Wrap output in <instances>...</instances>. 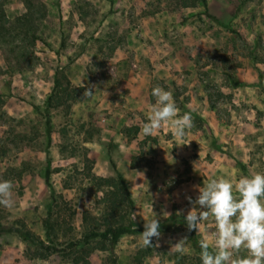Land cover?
Masks as SVG:
<instances>
[{
  "label": "rangeland",
  "instance_id": "1",
  "mask_svg": "<svg viewBox=\"0 0 264 264\" xmlns=\"http://www.w3.org/2000/svg\"><path fill=\"white\" fill-rule=\"evenodd\" d=\"M204 1L5 0L0 180L13 187L11 206L0 205V221L23 222L43 245L1 234L0 264H72L82 245L68 241L87 236L104 204L103 190L111 189L97 188L86 174L113 177L119 170L133 201L132 208L123 206L124 219L144 228L155 213L161 234L152 238L153 247L143 246L141 233L123 235L112 251L90 238L81 259L202 264L186 221L167 228L169 217L185 220L192 208L205 211L195 200L210 179L235 184L264 172V0ZM22 13L34 17L33 41L12 25ZM56 69L75 94L68 111L64 105L50 110L47 145L41 110ZM157 85L172 92L181 115L193 117L183 138L168 123L143 134ZM47 211L55 250L43 247ZM197 228L200 242L217 232L212 216ZM185 237L183 252L177 251Z\"/></svg>",
  "mask_w": 264,
  "mask_h": 264
},
{
  "label": "clouds",
  "instance_id": "2",
  "mask_svg": "<svg viewBox=\"0 0 264 264\" xmlns=\"http://www.w3.org/2000/svg\"><path fill=\"white\" fill-rule=\"evenodd\" d=\"M155 103L143 124L145 136L154 135L168 123L176 137L183 138L185 130L193 127L190 112L182 115L171 91L159 85L152 89ZM12 183L0 180V205L12 204ZM195 204L205 211L190 209L185 216L188 228L198 230L200 221L214 217L217 232L211 240L200 243L202 264H264V172L242 176L235 184L223 177L210 179L202 188ZM135 219V218H134ZM160 221L156 214L144 223L141 232L144 247H153L152 238L160 236ZM183 238L176 250L183 252ZM241 249L246 255H240Z\"/></svg>",
  "mask_w": 264,
  "mask_h": 264
},
{
  "label": "trees",
  "instance_id": "3",
  "mask_svg": "<svg viewBox=\"0 0 264 264\" xmlns=\"http://www.w3.org/2000/svg\"><path fill=\"white\" fill-rule=\"evenodd\" d=\"M199 1L202 5H205L204 0ZM4 2L5 0H0V31L5 29V25L8 22L2 8ZM183 5L193 6L194 2H190L189 4H187V2H183ZM33 21L34 17H32L29 13H22L12 20V25H14L23 35L27 36L30 41H33L36 39V25ZM17 54L22 55L23 52L18 49ZM74 94L75 89L70 86L67 77L60 74V78H58V69H56L53 72V80L50 91L45 98L44 106L41 110V114L44 119L47 145L50 142V110L64 105L65 109L68 111L70 108V101L73 99ZM125 129L127 132L124 133V136L126 139H129L131 137V129ZM134 133L135 132H133L132 135H134ZM48 172V169H45L43 173V180L45 184H48ZM86 177H88L89 180H92L96 184L97 188L99 186H106L111 189L103 190L102 196L99 198V202L102 201L104 204L98 216L92 218L95 224L87 231V236L84 235L80 239L68 241L69 245L73 247L82 245V252H80L78 257L73 259L72 264H79L81 260L83 261V264H87L85 257L84 259H81L82 255L87 256L89 249H91L87 244V239L98 238V241L103 243L101 245V249L112 251L118 239L123 235L141 233L144 230L143 227H136L132 222L124 219V215L122 213L123 206L132 208L133 201L130 193L128 192L126 182L118 171H115L113 177L97 176L92 173H87ZM97 219H100V222H98ZM177 220L182 223L185 222L184 218H178L175 214H172L169 217V224L166 227L169 228ZM166 222L168 223V220ZM53 225L50 211H47L46 217L43 220V229L47 237L46 241L48 242V244L43 246L46 250L56 249L54 240L57 234ZM5 233H13L25 243L43 245L41 240L33 236V234L25 228L23 222L7 223L0 221V235ZM190 233L192 247L196 250H201V242L197 239L195 230L191 229ZM197 263H202L201 259L197 260ZM135 264H140V261L137 260Z\"/></svg>",
  "mask_w": 264,
  "mask_h": 264
},
{
  "label": "crops",
  "instance_id": "4",
  "mask_svg": "<svg viewBox=\"0 0 264 264\" xmlns=\"http://www.w3.org/2000/svg\"><path fill=\"white\" fill-rule=\"evenodd\" d=\"M139 101V100H138ZM119 173L123 176V178H125L124 180H125V182H126V175H125V173H123V172H121L120 170H119Z\"/></svg>",
  "mask_w": 264,
  "mask_h": 264
}]
</instances>
